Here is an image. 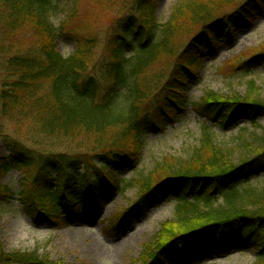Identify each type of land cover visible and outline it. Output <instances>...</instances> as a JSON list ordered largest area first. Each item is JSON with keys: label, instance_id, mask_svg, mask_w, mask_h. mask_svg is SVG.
Returning a JSON list of instances; mask_svg holds the SVG:
<instances>
[{"label": "trees", "instance_id": "trees-1", "mask_svg": "<svg viewBox=\"0 0 264 264\" xmlns=\"http://www.w3.org/2000/svg\"><path fill=\"white\" fill-rule=\"evenodd\" d=\"M61 1L72 4L67 14L69 20L76 0H0L2 32L14 34L30 27L38 32V37L44 36L43 41L36 40L24 52L7 54L0 74V116L12 121L16 125L14 132L18 133L23 121L30 120L32 124L25 136H32L35 131L71 138L83 133L91 135L97 139L95 158L102 159L99 178L92 180L88 173L83 177L74 173L84 163L71 156L76 154L42 153L36 157L30 148L10 136L1 138L10 151L6 155L0 152V177L13 168L28 169L25 177L30 187L20 192V199L24 210L43 223L63 218L71 223L97 218L120 189L116 177L138 160V156L133 157L119 147L120 141L131 136L139 145L145 135L163 132L184 115L187 102L179 95L194 77L193 71L202 58L212 56L221 43L231 44L236 32L248 28L259 17L256 11L264 10L261 0H241L237 8L225 13L219 11L218 3L233 0H181L169 19L159 23L157 0H133L130 13L119 18L110 36L111 59L106 58L92 68L97 39L68 31L65 22L55 27L49 19V12ZM186 28L192 30L191 39L185 48L175 47L176 35ZM155 31L160 32L156 40ZM60 37L71 39L76 45L68 57L58 49ZM131 51L134 56L127 58ZM174 52L176 62L164 82L162 77L146 75L156 58ZM261 56L264 52L253 58ZM45 81L49 82L46 93ZM123 93L130 100L127 110L120 109L118 104ZM151 95L160 101L154 108L142 111L136 103L149 101ZM213 96L208 94L202 102L193 103L200 116L223 127L240 120H250L255 128L259 127L264 101L241 98L244 102H238ZM210 128L204 126L200 145L188 159L165 157L161 178L154 179L150 173L133 180L139 187V196L118 222L127 215L144 216L173 197L178 201V222H198L170 240L164 241V233V242L155 258L175 253L182 263L189 264L232 250L253 249L254 264H264V185L239 188L251 178L264 175V149L241 165H232L231 158L224 155L227 150L214 141ZM4 134L1 130V137ZM251 142L246 144L248 150L264 148V138L257 133ZM11 197L13 190L0 184V201ZM218 197L223 202L212 205L211 200ZM5 256L13 263L48 264L36 251H14Z\"/></svg>", "mask_w": 264, "mask_h": 264}, {"label": "rangeland", "instance_id": "rangeland-1", "mask_svg": "<svg viewBox=\"0 0 264 264\" xmlns=\"http://www.w3.org/2000/svg\"><path fill=\"white\" fill-rule=\"evenodd\" d=\"M132 1L76 0L75 12L69 20L67 14L72 4L61 1L49 12V19L51 22L58 21L57 24L52 22L55 27H60L65 22L68 31L74 30L81 37L97 39L91 57V66L95 68L106 58L111 59L110 36L119 18L130 11ZM180 1L157 0L158 22L167 21ZM240 1L233 0L222 5H219L222 3L219 2L217 8L221 7L219 11L223 13L230 12L239 6ZM261 3L264 4V0H261ZM256 12L259 17L253 20L248 28L236 32L231 44L221 43L212 56L202 58L197 69L193 71L194 77L188 80L189 84H185L179 95L182 101L187 102L184 115L176 118L163 132L145 135L139 145L131 136H126L120 141L119 147L129 151L133 157L138 156V160L135 165L116 177L120 184L119 191L114 192L112 199L94 220L71 223L63 218L54 223L37 222L24 210L19 195L21 191L30 187V182L25 177L28 175V169L13 168L1 176L0 184L11 188L13 197L0 201V243L4 251L0 255V264H29L13 263L11 258L5 256V253L14 251H36L48 264H152L154 259H157L156 264H185L175 253L158 257L164 241L174 238L184 230H190L198 222V219L187 224L178 222L175 216L178 201L175 198L171 197L144 216L125 215L123 221H118L120 215L139 196V187L133 180L150 173L154 174V179L161 178L164 175L161 171L162 163L167 156L188 159L200 145L206 125L211 127L214 141L227 150L224 155L231 158L232 165L239 166L264 149L248 150L246 147V144L252 143L254 133L259 134V138H264V116L259 119L258 128H255L250 120H238V123L223 127L211 121L212 124L207 118L200 116L193 106L194 102L199 103L206 99L208 94H215L213 96L215 99L217 97L222 100L232 98L231 101L244 102L240 101L241 98H247L264 101V56L253 58L254 55L264 52V10ZM185 23L189 24V21ZM190 31L192 30L187 28L180 31L173 41L174 46L185 48L192 36ZM159 33L155 31L154 40L159 38ZM43 39V35L38 37V32L30 27H25L14 34H6L0 30V74L7 54L24 52L31 48L36 40ZM134 43L136 47L137 42ZM75 47L71 39L64 37L58 39V49L65 57L70 56ZM174 54L175 52L160 55L153 64L151 63L146 75L162 77L161 82H164L170 76L176 62ZM133 56L132 51L126 54L127 58ZM176 87H179V84ZM48 89L49 82L45 81L43 92L46 93ZM159 101L160 98L155 99L151 95L149 101L136 104L145 111L146 108H154L155 103ZM118 104L122 110L129 108L130 100L127 93L122 94ZM31 124L30 120H24L21 133L14 132L16 125L0 116V134L1 130L5 133L2 137L0 135V152L3 155L9 153V146L1 138L10 136L11 140L30 148V152L36 157L42 153L76 154L71 156H76L84 163H80L74 173L81 177L88 173L92 180L99 178V161L102 159L95 158L94 151L98 147L95 137L86 133L78 138L46 136L37 131L32 136H25ZM113 134L114 132L110 134L111 137ZM262 185L264 175L251 178L239 188ZM219 202H223L222 197L213 198L210 203L216 206ZM199 204L203 205L204 202L200 200ZM79 210L83 213L81 206ZM83 227H89L90 230H82ZM164 233L166 238L162 242ZM156 253L158 255L155 258ZM255 261L253 249H248L232 250L224 255L212 256L204 261L197 260L189 264H254Z\"/></svg>", "mask_w": 264, "mask_h": 264}, {"label": "bare ground", "instance_id": "bare-ground-1", "mask_svg": "<svg viewBox=\"0 0 264 264\" xmlns=\"http://www.w3.org/2000/svg\"><path fill=\"white\" fill-rule=\"evenodd\" d=\"M82 230H90L89 227H83Z\"/></svg>", "mask_w": 264, "mask_h": 264}, {"label": "clouds", "instance_id": "clouds-1", "mask_svg": "<svg viewBox=\"0 0 264 264\" xmlns=\"http://www.w3.org/2000/svg\"><path fill=\"white\" fill-rule=\"evenodd\" d=\"M52 22H53L54 24H57V23H58V21H56V20H53Z\"/></svg>", "mask_w": 264, "mask_h": 264}]
</instances>
